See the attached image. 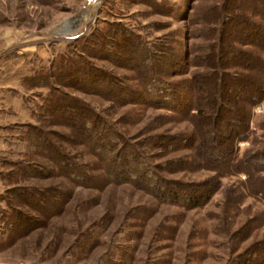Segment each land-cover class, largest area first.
Returning a JSON list of instances; mask_svg holds the SVG:
<instances>
[{
    "label": "rangeland",
    "instance_id": "obj_1",
    "mask_svg": "<svg viewBox=\"0 0 264 264\" xmlns=\"http://www.w3.org/2000/svg\"><path fill=\"white\" fill-rule=\"evenodd\" d=\"M263 4L254 0H0V58L23 63L33 76L32 85L26 82L27 88L32 87L27 95V103L32 102L29 124L0 128V207L11 211V206L16 207L30 216L22 218L16 231L11 259L33 264H244V253L264 242V201L248 191L245 172L191 161L189 148L142 146L150 136H188L197 128L191 116L147 101L142 70L146 65L156 67L161 53H178L181 69L183 56L187 53L191 58L185 73L164 75L168 80L182 81L195 71L212 69V58L203 59V64L199 57L219 41L220 27L232 15L236 19L224 24L223 42L229 47L236 38L237 47L255 50L264 59V44L257 49L242 43L238 38L244 33L237 30L249 17L264 23L263 16L254 15ZM146 49L149 54L143 60ZM225 51L227 60L235 58L231 50ZM72 59L97 69L102 78L128 86L141 98L116 101L89 90L86 78L71 68ZM166 62L164 67L169 66ZM246 69L241 71L260 78ZM39 79L54 82L76 103L89 105L144 149L162 175L185 182L218 175L221 185L208 201L190 206L163 201L131 182L110 180L103 160L76 126L49 114L39 116L50 91ZM213 81L210 76L205 84L217 93ZM58 116L65 118L63 112ZM250 119L248 136L237 143L238 156L264 141V97L254 104ZM35 125L71 160L84 164L95 182L76 181L40 154L34 146ZM179 157L189 162L180 166L168 162Z\"/></svg>",
    "mask_w": 264,
    "mask_h": 264
},
{
    "label": "trees",
    "instance_id": "obj_2",
    "mask_svg": "<svg viewBox=\"0 0 264 264\" xmlns=\"http://www.w3.org/2000/svg\"><path fill=\"white\" fill-rule=\"evenodd\" d=\"M254 1L264 3V0ZM263 5H260L261 9L254 10V15L263 16L264 19ZM235 17L232 15L226 18L220 27L219 41L211 43L209 50L201 54L202 58L199 57V63H203V59L212 58L215 64L212 69L195 71L182 81L168 80L164 75L185 73L187 61L190 63L191 58L187 53L183 56L185 67L181 69L179 67L182 59L179 60L178 53H161L157 56L156 67L146 65L142 70L143 80L146 81V88L143 92L147 101L182 113L184 116H191L193 121L196 120L194 124L197 123V128L195 127L196 130L191 135L150 136L142 140V146H146L147 149L156 145L173 147V150L189 148L193 156L191 161L214 166L223 165L228 172L232 173L245 172V185L248 191L258 194L264 201V141L260 146L248 149L242 156H238L237 153L238 141L249 134L252 108L264 97V59L255 50L237 47L234 43L236 38L231 41L230 45L228 44L229 47L226 46V42H223L225 41L223 38L224 24L230 18L236 19ZM214 29L217 30L216 27ZM237 30L240 34L244 33L243 37L238 38L242 43L252 44L257 49L259 45L264 44L263 22L249 17L248 20L238 24ZM226 48L229 52L232 51L231 56L235 57L234 59L225 58ZM145 51L146 53L142 52L143 60L149 54L147 49ZM74 59H72L74 63H71V68L80 72V77L84 81L86 78L87 82L84 85L89 90L116 101H132V99L137 101L141 98L139 95L135 96V90L110 77L102 78L97 69L85 67L80 60ZM164 60L169 62H166L169 66L162 65ZM246 60L248 62H245ZM241 68L255 71L260 78L257 79L256 76L254 79V76L249 74L250 72L241 71ZM60 70L64 69L60 68ZM210 76L214 79V84L218 86L217 93L215 89L210 90L205 84V79ZM59 80H63V76ZM25 81L31 84L33 76L27 75ZM38 81L41 86L50 87L49 93L44 96L45 102L40 106L42 112L39 116L49 114L51 117L67 120L71 125L76 126L92 152L103 160L110 180L131 182L163 201L179 202L190 206L208 201L221 185L218 175L191 182L162 175L159 172V166L156 167L150 163L148 153H145L144 149L125 138L122 132L113 124L103 120L102 116L96 114L89 105L76 103L66 91L50 80L45 83L40 79ZM228 81L231 83L230 87H228ZM205 88L209 89V92ZM59 112H63L65 118L59 117ZM26 123L29 124V122ZM32 131L35 137L34 146L40 154L50 158L61 167L64 173H68L76 181L86 184L95 182V177L88 173L86 166L71 160L61 152L58 146L46 137L41 127L35 125ZM168 162L180 166L189 162V159L171 158ZM27 166L30 169L31 165ZM43 193L40 194L44 195ZM38 205L41 209L46 208L45 204L38 203ZM11 209L12 211L5 209L3 213L4 227L15 235L22 225V218L29 219L30 216L16 207L11 206ZM243 256L244 264H264V242H258Z\"/></svg>",
    "mask_w": 264,
    "mask_h": 264
},
{
    "label": "crops",
    "instance_id": "obj_3",
    "mask_svg": "<svg viewBox=\"0 0 264 264\" xmlns=\"http://www.w3.org/2000/svg\"><path fill=\"white\" fill-rule=\"evenodd\" d=\"M28 74L32 69L26 71L23 63L0 58V128L32 119V102L27 103L32 87L27 88L25 81ZM5 209L0 207V262L13 260L12 247L18 239L4 227Z\"/></svg>",
    "mask_w": 264,
    "mask_h": 264
},
{
    "label": "built area",
    "instance_id": "obj_4",
    "mask_svg": "<svg viewBox=\"0 0 264 264\" xmlns=\"http://www.w3.org/2000/svg\"><path fill=\"white\" fill-rule=\"evenodd\" d=\"M0 264H33L28 260H10L6 262H0Z\"/></svg>",
    "mask_w": 264,
    "mask_h": 264
}]
</instances>
